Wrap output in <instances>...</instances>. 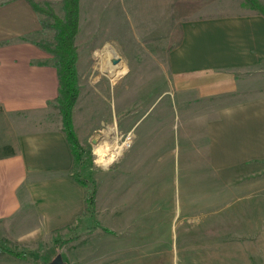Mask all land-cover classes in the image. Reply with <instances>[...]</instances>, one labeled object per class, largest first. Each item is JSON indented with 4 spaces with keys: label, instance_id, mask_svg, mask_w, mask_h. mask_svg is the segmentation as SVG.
<instances>
[{
    "label": "crops",
    "instance_id": "0c3cea01",
    "mask_svg": "<svg viewBox=\"0 0 264 264\" xmlns=\"http://www.w3.org/2000/svg\"><path fill=\"white\" fill-rule=\"evenodd\" d=\"M129 4L130 0H123V5ZM138 4L153 8L144 19L153 21L151 13H155V25L163 21V6H176L173 11L180 13V34L169 50V70L177 91L205 88L208 104L198 117L211 169L220 174L264 163V16L244 0H139ZM218 7L232 10L215 11ZM41 34L40 16L26 0H0V227L22 245L39 242L72 223L84 209L85 189L71 175L73 154L54 105L56 68L51 56L35 43ZM77 103L79 97L73 124L84 145L96 128L82 130L84 112ZM108 114L115 116L113 109ZM142 130L163 132L162 127ZM132 149L141 153L127 163ZM176 149L171 148L170 155ZM162 165L160 157L147 153L142 143L105 167L97 163L101 171L96 169L92 175L98 182L96 213L112 231L105 238L107 255L114 262L125 260L128 253L139 262L141 256L154 259V264L168 260L172 264L180 260L183 264H255L264 256L261 239L228 236L241 225H205L198 236L187 233L180 239L174 231L179 192L176 183L175 191L161 188L163 180L172 185ZM163 228L171 230L164 235L171 239L169 243L158 232ZM129 245L134 247L130 251ZM32 261L31 255L0 252V264Z\"/></svg>",
    "mask_w": 264,
    "mask_h": 264
},
{
    "label": "rangeland",
    "instance_id": "374dc122",
    "mask_svg": "<svg viewBox=\"0 0 264 264\" xmlns=\"http://www.w3.org/2000/svg\"><path fill=\"white\" fill-rule=\"evenodd\" d=\"M259 1L264 5V0ZM138 3L139 0H130L125 6L123 0L82 2L81 26L75 37L79 58L78 83L80 81L77 106L84 112L82 130L86 132L95 127L96 131L93 140L91 137L84 141V145L80 142L87 151L81 175L95 183L97 190V181L92 175L98 169V147L106 145L113 149V146H121L118 159L123 152L142 143L147 153L160 157L164 172L167 171L172 178V185L163 180L162 186L155 188L161 186L175 191V183L177 185L179 213L174 231L180 239L186 238L187 233L198 236L205 225L221 224L243 227L228 236L264 241V163L220 174L211 169L203 149L202 119L198 117L208 104L203 92L205 88L201 86L179 92L178 83L169 70V50L180 34V13L173 11L176 6H163L160 17L163 21L158 20L155 25V13H151L153 21L144 19L146 11L152 12L153 8L140 7ZM244 3L252 9L245 0ZM55 11L63 16L62 4H57ZM44 37L50 38L51 33L42 32L39 38ZM112 57H120L116 64L123 63L127 68L119 64L118 69L123 72L116 79L108 70L114 65ZM197 97L201 99L197 100ZM54 105L60 112L56 101ZM112 109L115 112L113 118L108 114ZM142 127L151 130L162 127L163 132L146 134L141 131ZM159 141L160 145L155 146ZM173 147L177 149L170 155ZM140 153L134 149L130 158L126 156L125 162L139 157ZM82 212L65 228L51 231L32 245L16 243L0 227V252L18 257L31 255L32 264H47L58 253L68 264H154V259L143 256L140 262L137 261L134 253L126 254L125 260L117 262L107 255L105 237L112 231L106 227V220L101 222L98 218L96 192L94 210L87 214ZM150 224L148 220L147 226ZM170 231L166 228L158 230L167 243L171 239L164 238V235ZM151 239L149 236L148 242ZM132 248L130 245L126 247L129 251ZM255 261V264H264V256L260 255ZM165 264L172 262L168 260ZM179 264L183 261L180 260Z\"/></svg>",
    "mask_w": 264,
    "mask_h": 264
},
{
    "label": "trees",
    "instance_id": "16d2710c",
    "mask_svg": "<svg viewBox=\"0 0 264 264\" xmlns=\"http://www.w3.org/2000/svg\"><path fill=\"white\" fill-rule=\"evenodd\" d=\"M40 16L42 32L51 33L50 38H38L36 45L51 55L58 79L55 99L62 115L63 133L73 154L71 175L85 189L84 214L94 210L95 183L81 175L86 159V149L80 143L73 124V107L79 96L78 46L75 37L79 31L80 0H26ZM255 11L264 15V5L259 0H245ZM62 4L63 16L57 15L55 6ZM66 226L58 229L65 228ZM20 255V254H17Z\"/></svg>",
    "mask_w": 264,
    "mask_h": 264
},
{
    "label": "bare ground",
    "instance_id": "6f19581e",
    "mask_svg": "<svg viewBox=\"0 0 264 264\" xmlns=\"http://www.w3.org/2000/svg\"><path fill=\"white\" fill-rule=\"evenodd\" d=\"M115 55V54H114ZM118 64L114 65V66H109V73L110 76L114 79L120 77V75L122 74L123 71H121L120 69H118ZM111 130V129H110ZM112 131V130H111ZM114 131V130H113ZM113 149H117V151H113ZM113 149L110 148V146H103V147H98V159H97V163L99 165L102 166H107L108 164H110L118 155L119 153L122 151L121 146L119 148H116V146H113Z\"/></svg>",
    "mask_w": 264,
    "mask_h": 264
},
{
    "label": "water",
    "instance_id": "95a60500",
    "mask_svg": "<svg viewBox=\"0 0 264 264\" xmlns=\"http://www.w3.org/2000/svg\"><path fill=\"white\" fill-rule=\"evenodd\" d=\"M120 57H112L111 62L112 64L118 63ZM47 264H68L61 253H58L51 261H49Z\"/></svg>",
    "mask_w": 264,
    "mask_h": 264
}]
</instances>
